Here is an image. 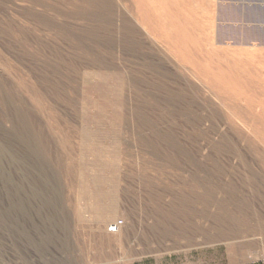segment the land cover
<instances>
[{"label":"rangeland","instance_id":"obj_1","mask_svg":"<svg viewBox=\"0 0 264 264\" xmlns=\"http://www.w3.org/2000/svg\"><path fill=\"white\" fill-rule=\"evenodd\" d=\"M154 260L264 264V0H0V264Z\"/></svg>","mask_w":264,"mask_h":264},{"label":"built area","instance_id":"obj_2","mask_svg":"<svg viewBox=\"0 0 264 264\" xmlns=\"http://www.w3.org/2000/svg\"><path fill=\"white\" fill-rule=\"evenodd\" d=\"M124 221L123 220H117L114 223H112L110 226H108V233L110 234H119L121 230L124 228Z\"/></svg>","mask_w":264,"mask_h":264},{"label":"bare ground","instance_id":"obj_3","mask_svg":"<svg viewBox=\"0 0 264 264\" xmlns=\"http://www.w3.org/2000/svg\"><path fill=\"white\" fill-rule=\"evenodd\" d=\"M108 212H110L109 214H107L106 216L100 217V222L105 223L109 218H111V216L113 215L112 210H109ZM260 213V212H259ZM258 217V216H257ZM259 220V219H258ZM260 223V222H259ZM260 225V224H259Z\"/></svg>","mask_w":264,"mask_h":264},{"label":"crops","instance_id":"obj_4","mask_svg":"<svg viewBox=\"0 0 264 264\" xmlns=\"http://www.w3.org/2000/svg\"><path fill=\"white\" fill-rule=\"evenodd\" d=\"M154 261H156L155 264H158L157 260H154ZM139 264H146V263H145V261L144 262L143 261H140Z\"/></svg>","mask_w":264,"mask_h":264}]
</instances>
